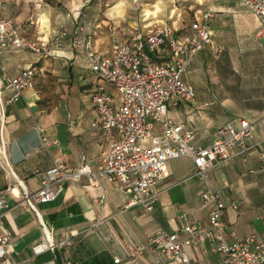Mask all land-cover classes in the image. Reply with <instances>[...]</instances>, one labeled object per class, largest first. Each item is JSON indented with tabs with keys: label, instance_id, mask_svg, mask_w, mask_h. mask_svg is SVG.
I'll return each instance as SVG.
<instances>
[{
	"label": "crops",
	"instance_id": "0c3cea01",
	"mask_svg": "<svg viewBox=\"0 0 264 264\" xmlns=\"http://www.w3.org/2000/svg\"><path fill=\"white\" fill-rule=\"evenodd\" d=\"M54 1L0 0V11L14 18L29 40L50 41L61 27L71 35H81L84 24L88 32L96 35L95 48L108 49L110 21L104 16L112 14L115 7L102 1ZM103 4L107 7L105 13ZM200 4L195 13L212 12L213 34V26H244L245 18L253 15L238 0H201ZM102 24L107 25L104 28ZM255 26L257 30L258 23ZM68 43L69 39L62 47L49 45V54L23 50L4 53L0 60L11 76L31 65L37 68L34 86L24 91L17 102L4 104L3 108L0 194L5 193L10 203L3 216V230L9 234L10 246L0 264H128L124 243L144 246L157 227L186 237L182 231L184 221L179 218L183 212L194 225L208 226L211 205L202 204V181L194 175V164L188 157L169 162V176L156 186L158 200L150 212L127 207V197L117 184L103 181L92 185L85 179L65 185L56 200L38 206V213L23 202L26 193L39 189L36 170L50 167L56 159L76 166L81 155L87 157L92 169H97L102 153L113 141L103 131L92 128L98 117L91 93L100 81L87 68L84 53ZM210 52L209 47L199 52L183 76L196 90V102L181 103L170 108L168 114L193 128L192 143L196 146L212 144L218 129L227 121L236 117L249 121L252 132L246 142L247 152L216 163L208 172L207 183L227 204H238L237 209L227 206L223 212L227 241L251 234L260 238L264 232V67L259 72L245 70L242 79L235 76L234 86L230 83L233 88L229 86L233 91L218 101L211 97L205 74ZM204 102L210 105L198 109ZM42 136L57 144L42 148ZM41 241L49 246L36 254L33 247ZM189 254L190 264H218L221 259V254L210 251L207 243L191 246ZM157 256V252L146 249L141 263L165 264L158 263ZM115 257L119 263H114Z\"/></svg>",
	"mask_w": 264,
	"mask_h": 264
},
{
	"label": "built area",
	"instance_id": "2783aa9c",
	"mask_svg": "<svg viewBox=\"0 0 264 264\" xmlns=\"http://www.w3.org/2000/svg\"><path fill=\"white\" fill-rule=\"evenodd\" d=\"M256 18V36L264 37V0H238ZM212 12L194 13L188 32L177 33L175 27L149 24L136 29L128 37H121L112 28L109 47L104 51L95 48V33L85 25L80 34L71 35L67 28L57 30L52 40L27 39L14 18L3 16L0 11V60L4 53L30 51L36 54L50 53L48 46L68 45L83 52L87 68L99 79L91 93V103L97 114L92 128L103 131L113 141L101 155L97 169H92L87 157L81 155L76 166L56 159L46 169L36 170L39 189L26 193L23 202L35 213L40 204L56 200L65 185L87 183L99 185L106 181L117 184L127 197V207H139L150 212L158 200L156 186L169 176V162L179 157L193 161L195 176L202 181L200 198L203 205H211L208 226L198 227L188 221L185 212L179 215L184 221L181 238L178 232L157 227L144 246L129 241L124 243L128 264H142L146 249L157 252V262L165 264H190L189 248L196 243L208 244L210 251L220 253L218 264L264 263V232L260 238L254 234L231 242L226 239L227 224L223 218L226 207L237 209L238 204H227L208 181V172L216 163L225 162L248 150L247 139L252 132L249 121L236 117L225 122L216 140L206 146L192 143L194 130L189 124L170 116V108L181 103L196 102L197 93L183 76L188 65L206 47L220 55L221 44L215 42L210 27ZM0 125L4 118V104L17 102L24 91L34 86L35 66L21 70L17 75L6 73L0 63ZM210 105L204 102L203 109ZM57 144L56 140L41 137V147ZM237 149L240 150L237 153ZM8 190V189H7ZM12 192V189L10 190ZM102 200L100 199L99 202ZM5 193L0 194V258L8 253L10 237L3 230L4 211L9 207ZM45 241L33 247L38 254L48 248ZM114 263L120 259L115 257ZM64 264H73L66 261Z\"/></svg>",
	"mask_w": 264,
	"mask_h": 264
},
{
	"label": "rangeland",
	"instance_id": "374dc122",
	"mask_svg": "<svg viewBox=\"0 0 264 264\" xmlns=\"http://www.w3.org/2000/svg\"><path fill=\"white\" fill-rule=\"evenodd\" d=\"M99 1L115 7L112 14H105L104 17L110 21L108 27L121 37H128L136 29L142 30L144 26L154 23L175 27L179 31L177 33L188 32L195 10L201 7V0H96ZM101 8L105 13L106 5L103 4ZM254 23L257 24V21L252 15L245 18L244 26H213L216 30L213 38L223 47L220 55L210 52L205 66L213 99L222 100L233 91L229 86L233 88L235 76L242 79L245 70L259 72L264 67V49L261 46L264 45V37L260 40L257 38ZM102 25L105 28L107 24Z\"/></svg>",
	"mask_w": 264,
	"mask_h": 264
},
{
	"label": "trees",
	"instance_id": "16d2710c",
	"mask_svg": "<svg viewBox=\"0 0 264 264\" xmlns=\"http://www.w3.org/2000/svg\"><path fill=\"white\" fill-rule=\"evenodd\" d=\"M91 3H93V4L96 3V0H91ZM219 44H220V43H219ZM262 264H264V263H262Z\"/></svg>",
	"mask_w": 264,
	"mask_h": 264
}]
</instances>
